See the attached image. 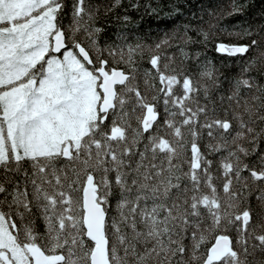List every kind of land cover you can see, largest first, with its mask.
Returning a JSON list of instances; mask_svg holds the SVG:
<instances>
[{"label":"snow or ice","instance_id":"6c2138e0","mask_svg":"<svg viewBox=\"0 0 264 264\" xmlns=\"http://www.w3.org/2000/svg\"><path fill=\"white\" fill-rule=\"evenodd\" d=\"M0 264H264V0H0Z\"/></svg>","mask_w":264,"mask_h":264},{"label":"trees","instance_id":"16d2710c","mask_svg":"<svg viewBox=\"0 0 264 264\" xmlns=\"http://www.w3.org/2000/svg\"><path fill=\"white\" fill-rule=\"evenodd\" d=\"M125 2H127V0H125ZM226 2V0H225ZM162 3H167V0H162ZM165 11H167V9L165 8ZM132 19H133V23L129 24V25H119L116 23H112L109 25V28L111 31H116L117 28H125L127 27L128 30L135 32V30L139 29L141 32H155V29L157 27L158 22L163 25V23L165 21H161L158 17L155 16H141L140 14H133L132 15ZM169 21L171 18H167ZM234 22V21H233ZM105 23L107 24L108 21H105ZM208 56L212 57L214 56V52L209 49L208 51ZM217 62H219V58H217Z\"/></svg>","mask_w":264,"mask_h":264}]
</instances>
